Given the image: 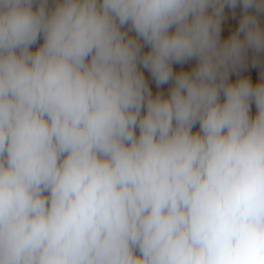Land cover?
I'll use <instances>...</instances> for the list:
<instances>
[{"label":"clouds","instance_id":"9594fccd","mask_svg":"<svg viewBox=\"0 0 264 264\" xmlns=\"http://www.w3.org/2000/svg\"><path fill=\"white\" fill-rule=\"evenodd\" d=\"M0 264H264V0H0Z\"/></svg>","mask_w":264,"mask_h":264}]
</instances>
